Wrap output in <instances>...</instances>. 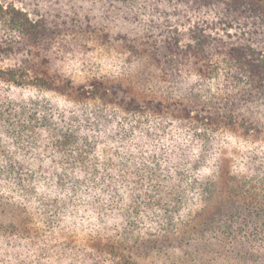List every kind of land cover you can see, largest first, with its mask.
<instances>
[{"label": "trees", "instance_id": "16d2710c", "mask_svg": "<svg viewBox=\"0 0 264 264\" xmlns=\"http://www.w3.org/2000/svg\"><path fill=\"white\" fill-rule=\"evenodd\" d=\"M13 53L0 264H264V0H0Z\"/></svg>", "mask_w": 264, "mask_h": 264}, {"label": "rangeland", "instance_id": "374dc122", "mask_svg": "<svg viewBox=\"0 0 264 264\" xmlns=\"http://www.w3.org/2000/svg\"><path fill=\"white\" fill-rule=\"evenodd\" d=\"M12 1V0H9ZM17 5H19L20 7H24V9L28 10L29 12H31L32 14L35 13L36 10V5L32 4H22L20 2H16ZM187 26V25H186ZM186 30V28H183ZM27 57L26 55H21L20 53H13L10 54L8 56L5 55H0V67H11V66H15V65H24V66H28L31 65L32 63H34L36 60L35 59H29L28 61H26Z\"/></svg>", "mask_w": 264, "mask_h": 264}]
</instances>
